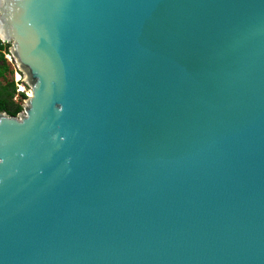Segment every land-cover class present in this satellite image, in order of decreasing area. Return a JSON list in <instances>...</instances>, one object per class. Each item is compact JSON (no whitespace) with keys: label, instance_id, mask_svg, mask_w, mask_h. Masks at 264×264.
Segmentation results:
<instances>
[{"label":"water","instance_id":"95a60500","mask_svg":"<svg viewBox=\"0 0 264 264\" xmlns=\"http://www.w3.org/2000/svg\"><path fill=\"white\" fill-rule=\"evenodd\" d=\"M0 42V264H264V0H0Z\"/></svg>","mask_w":264,"mask_h":264},{"label":"rangeland","instance_id":"374dc122","mask_svg":"<svg viewBox=\"0 0 264 264\" xmlns=\"http://www.w3.org/2000/svg\"><path fill=\"white\" fill-rule=\"evenodd\" d=\"M8 48H10V43L6 45L3 44V49L0 50V69H3V75L0 83L4 84L6 81H13L15 91L11 100L18 102L19 105H22L24 99L29 95V87L22 80L21 74L16 69L15 63L9 55ZM16 72L19 73L20 77L16 74Z\"/></svg>","mask_w":264,"mask_h":264},{"label":"trees","instance_id":"16d2710c","mask_svg":"<svg viewBox=\"0 0 264 264\" xmlns=\"http://www.w3.org/2000/svg\"><path fill=\"white\" fill-rule=\"evenodd\" d=\"M3 44L9 43L0 42V50L3 49ZM2 75L3 69H0V80L2 79ZM14 91L13 81H6L4 84L0 83V111H5L8 115H16L21 110V105L11 100Z\"/></svg>","mask_w":264,"mask_h":264},{"label":"bare ground","instance_id":"6f19581e","mask_svg":"<svg viewBox=\"0 0 264 264\" xmlns=\"http://www.w3.org/2000/svg\"><path fill=\"white\" fill-rule=\"evenodd\" d=\"M16 74L20 77V75H19V73L18 72H16Z\"/></svg>","mask_w":264,"mask_h":264}]
</instances>
